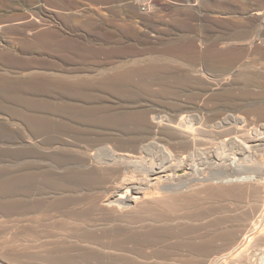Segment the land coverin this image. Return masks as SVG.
Returning <instances> with one entry per match:
<instances>
[{
  "label": "bare ground",
  "instance_id": "bare-ground-1",
  "mask_svg": "<svg viewBox=\"0 0 264 264\" xmlns=\"http://www.w3.org/2000/svg\"><path fill=\"white\" fill-rule=\"evenodd\" d=\"M43 1L44 4L37 6L32 5V7L26 9V11L34 12L35 8L40 10L44 6L51 7L50 4L52 1L56 0ZM206 1V15L202 19H198L191 11L184 10L179 13V15L183 17V25H186L184 29H189L192 24L191 22H195L199 25L202 24L200 27L203 26L206 32L205 35H207L205 41L197 42V40L196 42L184 45H169L171 41L165 43L162 36L166 35L169 29L163 30V27H159L157 30L160 25L155 21L154 7L151 8L147 0H136L126 4L128 9L127 14L128 17L134 21L136 25L134 26L132 23L134 28L139 26L140 29H144V31L138 29L140 33L136 31L139 36H137L135 40L138 41V45H144V47L149 48L148 50L143 51L140 47H137V45H125L124 40H119L121 46L111 45L107 50L102 51L100 48V51H92V61L89 63V65L91 64L92 66L90 68L69 70L68 67V70L63 71L61 70L62 68L60 69L64 72L60 73L63 77L72 79L74 80L73 82L78 80L77 83H72L73 86H71L76 96L84 98L85 94H83V89H86L85 86H88L87 83L89 84V82H82L81 79H96L95 81L98 80L96 86L94 80V82L90 81L91 84L94 83L96 89L99 88L101 89L100 91L105 90V93L108 91V94L113 93L118 95L119 98L124 84L130 83L131 80L135 78H141L143 74L150 77L153 76L158 80L160 76L168 72V65L166 69V67L163 65L161 66L160 63L164 64L173 60H177L178 62L182 57L186 58L187 61L190 60L188 61L189 63H193V66L190 67L192 69L188 72L189 79L196 84H206L207 91L203 94V97L200 96L201 98L198 99L199 101L195 99V102L193 100V102L197 103H192L197 109L195 110L197 114L194 113L196 115L193 117L190 116V118L187 119H182L183 117L180 119L178 116V118H175L172 115H163L162 112L155 111L147 106L145 109L142 105L143 109H141V105H135V103L125 104L114 102V106H112L110 105L112 101L109 103L110 101L107 102V100H105L107 102L106 104L96 105L89 101L91 98L88 100L82 98V100L79 97L81 100L78 98V100L59 99L49 101L25 96V91L27 92L31 86L36 85L33 83L34 81L39 80L36 76L39 68H36L35 65L40 66L41 64H38V61H31V63H29L27 59L20 60L13 51L18 44L16 41L20 40L21 43H19L18 46L28 49L30 47L48 46L46 42L48 44L51 43L50 45L53 43L58 47L60 46V40H58L60 35L57 30H45L43 28L44 25H35L32 23L24 24V22L21 24L22 20L28 17H23L17 12H24V10L20 9L14 0H0V134L2 136H10L11 139L2 141V147H0L1 149L3 148V150L6 147L12 148V151L17 152L18 158L21 157L23 152L25 158L29 160L30 163L31 161L37 163L36 166L32 164L27 167H22L18 164L15 169L11 171L8 169L9 172L7 169H0V212L13 214L14 217H16L14 219L15 221L12 220V222H10H15L17 225H20L18 227H12V225L6 227L8 226L6 222V226L4 227L2 226L4 221L0 223V264H90L93 263L90 261L93 254H91L90 250L94 251L95 249L97 250H95L97 254H103L105 258L102 257L106 261L105 264L111 261L110 264L113 262H117V264H201L199 262H201L203 258L205 259L206 257L208 258L214 255V251L215 249L217 250L219 243L222 244V247L224 246L227 248L228 254L226 255H228L229 258L235 255V251L238 252L240 249L239 245H246V251V248H248V250L250 247L254 248L255 245L252 244L255 243L258 248H261L256 249L259 252L253 255L257 260L259 259L258 261H260V264L264 263V223H262L263 227H261V225H256V228L258 226L260 231H258V229L256 230V228L253 229L254 225H250L249 223L253 219L254 212H251L253 216L250 215L252 218L250 222H247L248 219H244L242 215H240L246 220L243 222L247 223V228L248 225L249 227L252 226V228L250 227L246 230V233L252 230L253 232H250L252 234L249 233V235L252 237V235L256 234L252 238L254 241L253 243L246 244L247 241L250 240L248 233L247 235L243 234V236L246 235L244 238L247 236L249 237L248 240H246V238L245 240H241L243 238L242 235V237L239 238L240 234H238L239 232L237 233L239 228H236L237 230L235 228L226 230L225 222L229 219H233L229 218L231 216H229V219L225 222L223 221L225 218H222L224 216H219V219L222 218L220 222L215 223L213 221H217L218 215L223 214L225 210L237 216V207L235 209L236 214H234L231 213V210H228L230 207H227L228 209L225 208L227 204L234 203L233 206L235 208L237 201L238 203L243 202L245 206L248 205L250 210H254L251 209V207L254 206L253 204L264 202V196H262L264 193V175L262 173L264 171V126L256 129L253 123H251L252 121L248 122L245 116L243 117V115H246V118L250 116V121L252 120L251 116H255L261 119L260 121H263L264 124V65L262 67L261 63L247 62V59L250 58L252 54L264 58V46L251 40L249 38L250 35L248 36V33L244 32L246 29L243 31L244 34L240 33L241 24L245 25L244 27L246 28L252 26L256 28L255 31L253 30L250 33L251 36L256 34L259 28L264 27V0H252L255 3V7L253 6V9L249 7L251 10L244 5H242V8H236L232 6V4L236 5L234 3L230 6L227 4L230 2H227L226 6L223 0ZM247 1H249L250 4L251 1ZM113 2L115 1L113 0ZM113 2H110V0H94L92 5L94 8H98L97 10L93 7V9H90L92 5H89L88 7L90 8L86 9L85 7V9L81 8L83 10L79 9L81 11L78 12V15L82 16L88 13L90 16H101L99 12H110V7ZM158 3L160 4H158L157 10H160L159 7L162 8L161 1ZM163 4L166 3L163 2ZM99 6L100 8L102 6V9H99ZM233 7L234 12L231 11ZM193 8L196 9L195 7ZM201 8L203 7L201 6ZM73 9L77 8L73 7ZM198 10L199 9L196 11ZM113 12L115 14L117 10ZM29 14L30 13H28V16ZM105 14L103 13V15ZM114 14L112 16H114ZM75 16L76 15H74V19H76ZM123 16L121 18H124ZM229 16L239 20V29L238 27L233 29L226 24ZM103 18L105 17L103 16ZM117 18L111 19L108 24H104L103 26L100 24L102 26H100V29L106 32L111 25L114 26L117 30L116 32L124 36V38L133 40V38L130 37L131 34L130 36L128 35L131 23L128 25L124 20ZM105 19L108 18L106 17ZM17 20H21V25L19 24L20 27L15 24ZM36 21L38 22V20ZM175 27L171 26V28ZM145 29L151 31L148 33ZM227 29L235 30L239 33H235L234 35L231 33V35H228ZM134 30H136V28ZM150 33L155 34L156 37L153 35L155 40L151 38ZM201 33L202 32L199 34L202 36L203 33ZM16 35L22 37L15 38ZM96 35L99 36L98 33ZM200 35L198 36L200 37ZM201 38L199 40H201ZM164 40L166 41L165 38ZM117 41L116 43L118 44ZM60 43H63L67 48L68 46H74L69 44L68 41H66V44L65 41H60ZM262 43L264 44V40ZM64 45L63 47H65ZM79 49H77L79 52L84 51L83 48L79 47ZM86 49L88 48H85V50ZM87 52L88 50L86 52L84 51V53ZM76 53L77 51L75 55L78 54ZM87 58L90 57L87 55ZM178 58L180 59L178 60ZM251 61H253V59H251ZM157 63L159 64L157 65ZM262 64H264V62ZM186 65H188L187 62ZM55 67L57 68L56 65ZM139 67L141 68L139 69ZM43 69L48 70L44 67ZM57 73V71H54L52 74H56L57 76ZM10 76L14 77L12 82L6 78ZM164 77L166 78L165 75L162 78ZM184 77L186 78V74ZM173 78L174 77L171 78L172 81ZM151 79L150 82L154 83L153 87L155 86L156 88H154L158 90V92L153 91L155 89H149V85H151L149 84L150 82L146 83L144 81L145 84L143 81H137L135 79L133 81H135V83L136 81L138 82L136 84L138 88L134 84L133 86L137 89L146 90V92L150 90L149 93H151V95L157 92L159 96L161 92L163 100L170 99V97L166 95H168L170 87L175 86L172 85V81L169 87V85L165 84L161 79L157 82H153ZM242 79H245V81L248 79L249 83L251 80L253 82L250 83L252 84L251 87L258 89L260 92L251 93V96H247L245 95L246 93L244 94L241 92L242 94L239 95V97H241L236 98V93H234L236 91L235 87H237L236 82ZM181 81L184 83V80L181 79ZM213 81L215 83H213ZM178 82L182 85L180 81H176V84ZM186 82L187 81H185V83ZM92 87L89 89L91 90L94 88ZM192 87L191 85V88ZM196 87L198 86H195V88ZM33 88H36V86ZM126 90L127 92L129 91V89ZM173 92L175 91L173 90ZM23 93L25 94L23 95ZM149 93L147 92L146 94ZM115 97L116 96H114V98ZM161 101L158 102H160V104L164 103L170 105V102ZM183 102L182 100V103ZM194 105L193 109H195ZM168 108L169 106L166 109ZM170 109L169 110L172 111L174 108L172 107ZM211 109H219V114L214 112L218 114L217 118H213L212 116L208 119L204 118L207 111ZM203 111L206 113L203 114ZM239 112L243 115H237ZM212 113L211 115H213ZM215 116L214 114V117ZM210 118H212V120ZM216 119L219 120L217 121ZM88 122L106 130L112 146L109 144V146L107 145L108 147H104L97 151L95 150L96 153L92 155H86L84 153L83 155L86 156L77 157L75 162L76 168H72L74 169V172L72 170V174L63 173L65 175H61L53 172L54 169L51 168L53 165L52 163L55 162V164H60L62 157L65 155L63 154L65 150L61 148V143H59L61 142V139L59 141L61 133L70 129L75 130V128L79 126L83 127L85 123H87V126ZM211 122H214V124H210ZM263 124H261V126ZM83 129L81 128V130ZM73 130L70 132H74ZM68 137L65 138L67 139ZM153 137L154 139H152ZM71 138L73 139L72 136ZM75 138H77V140L80 139L76 136ZM156 138L158 140H155ZM147 140H152L153 142L148 145H143V142ZM63 141L65 140L63 139ZM87 141H89V139ZM210 141L212 143L215 142L214 145L208 143ZM67 142L68 144L65 145L71 146V143H69L70 141ZM82 142H84V140ZM207 144H212L213 147L206 149L207 147L205 148L204 146ZM72 146L74 147V143ZM64 148H66V146ZM75 148L77 149L78 147L75 145ZM73 150L74 148L72 151ZM74 152H76V150H74ZM68 159L67 157V163L69 164ZM11 163H13V161ZM14 163L17 165L16 162ZM48 163L51 164L47 165ZM72 163L74 162L72 161ZM58 164L55 166H58ZM70 167H72V165H70ZM58 169H60L59 166ZM80 178L88 182L98 184L105 183V185H103L99 192H97V190H99L100 187H94V190L96 188L97 190L94 194L90 192L93 194L92 196L86 197L84 193L85 199L81 200L83 198L82 196L80 199L78 198L81 200L79 202L73 204L70 200V204L72 202L73 205L71 207L68 203L70 207L68 206V208H66V203L71 197L65 200L68 197L64 198L63 194H65V192L62 191V189L64 190L67 187L65 188L63 185L71 182L74 183ZM44 180L47 181L48 186L51 184L55 189V192H52L54 189L52 191L48 190L49 193H53L52 201H50L51 203L48 202L50 204L46 205L49 206V208L44 206V202L42 206L46 207L45 209L48 208V210L44 211L43 209V211L48 212L49 216L41 212L42 210L40 209L42 208L38 209L32 204L30 201L31 199H28L30 196L28 194L31 193H27L28 185H32L35 181L42 183ZM88 184L90 185V183ZM37 186L39 187V185ZM83 187L84 186H82V188ZM87 187H90V189L92 188L91 186ZM68 188V190L73 189L71 186ZM82 188H80V190ZM76 189L75 187L74 190L76 191ZM83 189H85V187ZM90 189L88 190L91 191ZM80 190L78 189L77 191ZM44 193H47V190ZM37 195L39 197V194ZM73 195L77 196L76 193ZM86 195H89L88 191ZM75 199V201H77L76 197ZM35 200H37V198ZM32 201L34 200L32 199ZM221 204H225L224 209L221 208L220 210H216L219 209L216 208V206L219 207ZM242 204H240V206L238 205V207L242 208ZM40 205L37 206L39 207ZM210 207H215L216 209L209 211ZM234 208H232V211ZM258 208L256 205L255 209ZM250 210H248V213H250ZM239 211V213H241L242 210L240 209ZM246 211L245 209L242 213ZM248 213L246 212V215H249ZM50 214L52 220L56 218L53 220L54 222L48 224L49 227H41L39 225L40 222L42 223L45 218V221H47L48 217L50 218ZM233 215L232 217H234ZM215 216L217 218L213 219ZM14 217L12 216V218ZM211 217L212 219L210 221ZM238 217L239 216H237V218ZM262 217L260 219H262ZM9 218H11V216ZM49 220L51 219H48V221ZM52 220L50 222H52ZM238 220L241 219L239 218L234 221L237 222ZM254 220L256 221L257 218L255 217ZM45 221L43 222V226ZM234 221L232 220V223L229 222V225H233ZM99 222H102V224ZM209 222L212 223L211 226L207 224ZM254 223L256 224V222H251V224ZM31 224H37L39 227L32 226ZM236 224H238V222ZM100 227H109L110 230H105L107 228L102 229ZM178 227H188L187 229H189V227H201V230L203 227L204 229L215 227L216 230L220 227L222 230L223 227L225 230H218V232H216L215 229L209 228L210 230L207 233L204 230L206 234L200 231L203 235H200L197 231L199 233L196 232L199 235L198 237L196 234V237H194V239L191 238L192 240L186 245L182 244V240L181 242L178 240L181 244V248L179 246V248L173 249L171 247L173 246L172 242L170 241V244H168V242L178 235ZM240 228L241 231L243 228ZM261 228L263 230H261ZM193 229L195 230L197 228ZM189 231L191 233L193 232L192 230ZM188 232H186L187 235ZM179 237H177V239H180ZM188 237L186 238L187 240ZM187 240L184 241L187 243ZM242 241H246V243H241ZM161 243L165 244L163 250L158 252H153L154 250L152 252L147 251L154 245L158 246L160 244L162 247ZM173 243L175 244L176 242L173 241ZM166 244L170 247H167ZM83 246H85L84 253L82 251L84 249ZM243 246L242 249L244 248ZM237 248L239 249L236 250ZM252 250L254 251V249ZM155 251H157V249H155ZM225 251L223 250L222 252ZM240 251L242 252L243 250ZM177 252L179 254L181 252L179 258H175V256L178 255ZM250 252L252 251L250 250ZM238 254L236 253L237 256L231 259H234V261L239 264H257L251 261V257L249 258V256H252V253L247 254L249 256L242 253ZM221 256H215V264L221 262ZM210 260V264H214L211 258ZM219 260L220 262H217ZM204 261H202L203 264H206Z\"/></svg>",
  "mask_w": 264,
  "mask_h": 264
},
{
  "label": "rangeland",
  "instance_id": "rangeland-1",
  "mask_svg": "<svg viewBox=\"0 0 264 264\" xmlns=\"http://www.w3.org/2000/svg\"><path fill=\"white\" fill-rule=\"evenodd\" d=\"M14 1H16V3L18 4V6H19V8L20 9H22V10H24V12H20V11H18L17 13H19V14H21L23 17L24 16H26V17H28L27 19H24V20H22V23H21V20L19 21V20H17V21H15V24L17 25V26H19L20 27V25L21 24H23V22H24V24L25 23H32V24H35V25H44L43 26V28L45 29V30H47V29H53V30H57L58 32H59V35H60V37H59V39L58 40H60L61 42H64L65 41V44H66V41H68L69 42V44H72V45H74V46H68V48L63 44V43H60V41H59V45L60 46H58V47H56V45L55 44H53L52 43V45H50L51 43H47L46 42V44L48 45V46H38V47H30L29 49L28 48H22L21 46H18V44L19 43H21L20 42V40H18V41H16V43L18 42V44H17V46H16V48H15V50L13 49V51L15 52H12V53H14V54H16L19 58H20V60H25V59H27V62H29V63H31V61L33 62V61H35V62H37L38 61V64H41L40 66H36L35 65V67L36 68H39L36 72H37V74H36V76L38 77L37 79H39V80H36V81H34L33 83L34 84H36L35 86H36V88H33V87H35L34 85L33 86H31V88L26 92L25 91V93H23V95L25 94V96H29V97H35V98H37V99H39V100H49V101H52V100H59V99H62V100H78V98L80 97L81 98V96H76L74 93V91L71 89V86H73L72 85V83H77V81L78 80H75V82H73L74 80H72V79H68V78H65V77H63L60 73H64V72H62L63 70H81V69H87V68H90L92 65L90 64L89 65V63H91V61H92V51L93 52H97V51H100L101 49H102V51L103 50H107V49H109L110 47L109 46H111V45H113V46H116V45H118V46H121V44H119V40H121V41H125V45H130V46H134V45H137V47H140L141 48V50H143V51H145V50H148L149 48H147V47H144V45H138V41L137 40H135V38L137 37V36H139V34H138V32L140 33V31H138V29H140L139 28V26H137V27H135L136 28V30H134L135 28H134V26H136L135 24H134V21L133 20H131V18H129L128 17V9H127V6H126V4H128L129 2H131V1H136V0H114L115 2H113V0H110V2L112 1L113 3L111 4L112 6L110 7V12L109 13H107V12H99V14L101 15V16H90L88 13H85L84 15H82V16H80V15H78V12L79 11H81V10H83V9H85V7H86V9L87 8H90V7H88L89 5L91 6L92 5V2H94V0H56V1H52V3L50 4L51 5V7H43V8H41L40 10L38 9V8H35L34 9V12H27L26 11V9H28V8H31L32 7V5L33 6H37V5H40V4H44V1L43 0H14ZM22 1V2H21ZM50 1V2H51ZM146 1V0H145ZM161 1V6H162V8H160L159 7V9L160 10H157L158 9V4H160V3H158V2H160ZM169 1V2H168ZM225 1V5H226V3L227 2H230V3H227L228 5H230L231 6V4L232 3H234V4H236V5H233L232 4V6H234V7H236V8H242V5H244L245 7H247L249 10H251V9H253V6L255 5V3H254V1H252V0H250L251 2H253V3H251L250 2V4H249V1H247V0H223V2ZM28 2V3H27ZM32 2V3H31ZM55 2V3H54ZM157 2V3H156ZM163 2H165L166 4H163ZM118 3V4H117ZM147 3H149L150 4V6H151V8L152 7H154L153 8V11H154V14H155V21H157V24H159L160 26H158V28H157V30L159 29V27L161 28V27H163L162 29L163 30H167V29H169V33L167 32V34L166 35H163L162 37H163V41L166 43H169V41H171L170 43H169V45L170 44H172V45H174V44H179V45H184V44H187V43H191V42H196L197 40V42H199V41H205L206 40V38H207V35H205L206 34V32H205V30H204V28H203V26H201L200 27V25H202V24H196L195 22H191L192 24H191V26L189 27V29L187 28V29H184L185 27H186V25L184 24L183 25V23H182V20H183V17L182 16H180L179 15V13L180 12H182V11H184V10H186V11H191L192 13H194L195 15H196V17L198 18V19H202V18H204V16L206 15V8H207V1L206 0H176V1H174V0H147ZM174 3V4H173ZM196 5H195V4ZM81 4V5H80ZM116 4H117V6H116ZM121 6H120V5ZM189 4V5H188ZM248 4V5H247ZM69 7H68V6ZM115 7H114V6ZM239 7H238V6ZM23 6V7H22ZM72 8H71V7ZM79 6V7H78ZM189 6H190V8H189ZM198 6V7H197ZM201 6L203 7V8H201ZM227 6V5H226ZM243 6V7H244ZM54 7V8H53ZM73 7L74 8H77V9H73ZM94 8V6L92 5L91 6V8L90 9H93ZM98 7V6H97ZM113 7V8H112ZM168 7V8H167ZM193 7H195L196 9H194ZM206 7V8H205ZM234 7H233V10H231L232 12H234ZM251 9H250V8ZM255 7V6H254ZM67 8V9H66ZM81 8H83V9H81ZM104 8V7H103ZM113 10H112V9ZM166 8V9H165ZM50 9V10H49ZM68 9H69V11H68ZM79 9H81V10H79ZM94 9H98V8H94ZM99 9H102V6H101V8H100V6H99ZM125 9H127V10H125ZM164 11H163V10ZM176 9V10H175ZM197 9H199L198 11H196ZM203 9V10H202ZM70 10H72V11H70ZM78 10V11H77ZM115 10H117V12H115V14H114V12L113 11H115ZM124 10V11H123ZM157 10V11H156ZM162 10V11H161ZM194 10V11H193ZM54 11V12H53ZM74 11V12H73ZM170 13H169V12ZM175 13H174V12ZM196 11V12H195ZM231 11H229V12H231ZM35 12H37V13H35ZM61 12V13H60ZM69 12V13H68ZM28 13H30L29 14V16H28ZM103 13L105 14V15H103ZM112 13V14H111ZM121 13H122V16L123 15H125V16H123L124 18H121L122 16H121ZM228 13V12H227ZM33 14V15H32ZM67 14H69V15H67ZM110 14V15H109ZM114 14V16H112ZM116 14H117V16H118V18H117V16H116ZM161 14V15H160ZM202 14V15H201ZM231 14V13H230ZM30 15H32V16H30ZM71 15V16H70ZM73 15V16H72ZM74 15H76L75 16V18L76 19H74ZM174 15H175V17H174ZM179 15V16H178ZM234 15V14H233ZM103 16L106 18H108V19H105V18H103ZM116 16V17H115ZM159 18H157V17ZM161 16V17H160ZM33 17V18H32ZM37 17V18H36ZM78 17V18H77ZM80 17V18H79ZM125 17H126V19H125ZM230 17V16H229ZM227 18V21H226V24L227 25H229L231 28H233V29H236L237 27H238V29L240 28V23H239V20L238 19H234V18ZM86 18V19H85ZM102 18V19H101ZM115 18H117V19H121V20H124L125 22H126V24L128 23V25L130 24L131 26L129 27L130 28V30H129V36H130V34H131V36L130 37H132L133 38V40H127L126 38H124V36H122V35H120L119 33H117L116 31V28H114V26H111L110 25V27L108 28V30L106 31V32H104L103 30H101L100 29V26L102 25H104V24H108V22L112 19H115ZM129 18V19H128ZM166 18V19H165ZM40 19V20H39ZM159 21H158V20ZM161 19H162V21H163V19H164V23L161 21ZM177 19V20H176ZM31 20V21H30ZM36 20H38V22L36 21ZM43 20V21H42ZM82 20H84V21H82ZM107 20V21H106ZM30 21V22H29ZM132 21V22H131ZM161 21V22H160ZM168 21H170V22H168ZM173 21V22H172ZM96 22V23H95ZM171 22H172V24H171ZM231 22V23H230ZM21 23V24H20ZM95 23V24H94ZM103 23V24H102ZM132 23H133V25L134 26H132ZM178 23V24H177ZM20 24V25H19ZM101 24V25H100ZM162 24V25H161ZM175 24V25H174ZM47 25V26H46ZM235 27H234V26ZM101 26V27H102ZM165 26V27H164ZM171 26H176L175 28H171ZM199 26V27H198ZM245 25H243V24H241V31H240V33H242V34H244V32H246V33H248V36L250 35V39L251 40H253L254 42H256V43H260V45H263L264 46V44L262 43V41L264 40V27H261V28H259V31H257L256 32V34H253L252 36H251V32L254 30H256V28L254 27V26H252V27H248V28H246V27H244ZM178 27H181V28H178ZM93 28V29H92ZM250 28V29H249ZM110 29V30H109ZM114 29V30H113ZM197 29H199V30H197ZM243 29V30H242ZM248 31H246V30ZM87 30V31H86ZM133 30V31H132ZM140 30H142V31H144V29L143 28H141ZM147 29H145V31H146ZM181 30V31H180ZM202 30H204V31H202ZM245 30V31H244ZM115 31V32H114ZM136 31H138V32H136ZM148 31V33L151 31V30H147ZM244 31V32H243ZM92 34H91V33ZM110 32H114V33H110ZM200 32H202L201 34H202V36L199 34ZM88 33V34H87ZM99 34V36L98 35H96V34ZM104 33H105V35H104ZM231 33H232V35H234L235 33H239L238 31H235V30H230V29H227V34L229 35H231ZM94 34V35H93ZM101 34V35H100ZM108 34V35H107ZM109 35H110V37H109ZM114 35V36H113ZM133 35V36H132ZM153 35L155 36V34L154 33H150V36H151V38L152 39H154V37H153ZM172 35V36H171ZM198 35H200V37L198 36ZM196 36H197V38H196ZM20 37H22V36H20V35H16V37L15 38H20ZM98 37V38H97ZM105 37V38H104ZM109 37V38H108ZM156 37V36H155ZM202 37V38H201ZM120 38V39H119ZM164 38L166 39V41L164 40ZM201 38V40H199ZM62 39V40H61ZM108 39V40H107ZM64 40V41H63ZM107 40V41H106ZM111 40V41H110ZM113 40V41H112ZM118 40V41H117ZM155 40V39H154ZM182 40V41H181ZM112 43H110V42ZM116 41L118 42V44L116 43ZM128 41V42H127ZM134 42V43H133ZM136 42V43H135ZM173 42V43H172ZM38 43V42H37ZM154 44H156V43H154ZM52 47H50V46ZM55 47H54V46ZM63 45L66 47V49H65V47H63ZM107 45V46H106ZM128 45V46H129ZM75 46H77V47H75ZM40 47H42V48H40ZM46 47H47V49H46ZM49 47V48H48ZM54 47V48H53ZM69 47H70V49H69ZM73 47H75V48H73ZM79 47L80 48H83V50L86 52L87 50H88V52L87 53H84V51H80L79 52V50H81V49H79ZM85 48H88V49H86L85 50ZM101 48V49H100ZM140 48H139V50H140ZM77 49H79V50H77ZM91 50V51H90ZM42 51V52H41ZM77 51V53L79 54H77V55H75V52ZM142 52V51H141ZM21 54V55H20ZM87 55L90 57V58H87ZM63 56H65V57H63ZM84 56H86V57H84ZM252 56V57H251ZM250 56V58H248L247 59V62L248 63H252V62H256V63H261V66L263 67V65L264 64H262L263 62H264V58H261V57H258V55H251ZM256 56V57H255ZM67 57V58H66ZM78 57V58H77ZM254 57V58H253ZM64 58H65V60H64ZM255 58H257V59H255ZM68 59V60H67ZM180 58H178V60H179ZM183 59V60H182ZM251 59H253V61H251ZM42 60H43V62H42ZM67 60V61H66ZM182 60V61H181ZM250 62H249V61ZM48 61H50V62H48ZM64 61V62H63ZM173 61H174V63H173ZM173 61H168V62H170V63H164V64H161L160 63V65L162 66H165L166 67V69H167V65H168V72L167 73H164L162 76H160L159 78H158V80H160L164 75L166 76V78H165V80H164V78H162L161 79V81H164L165 82V84H168L169 85V87L171 86L170 85V83H171V78L172 77H174L173 78V81H172V85H175V86H171L170 87V90H169V92H168V95H166L167 97H170V99H164L163 100V95L161 94V92H160V94H159V96H158V90H156L154 87H153V84L154 83H152V82H150V79L151 78H153V79H151V81H155V82H157L158 80H156L155 79V77H153V76H146V75H142L141 76V78H135L137 81H143V83H148V82H150L149 84H151V85H149V84H147V85H149V89L151 90H153V89H155V90H153V91H157V92H152L153 94L151 95V93H149L150 92V90H147V92L149 93V94H146L147 92H146V90H142V89H137L138 87L136 86V84L138 83L137 81H136V83H135V81H133V80H135V79H133V80H131V82L129 83H126V84H124V86H123V88H122V93L119 95V98H118V95H115V94H113V93H111V94H108L109 92L107 91L106 93H105V90H103V91H100L101 89H99V88H97L96 89V84H97V81H95L96 79H90V80H86V79H81L82 80V82H89V84L87 83V85L88 86H85L86 87V89L84 88L83 89V94H85V97L83 98V99H89V98H91V99H89V101L90 102H92L93 104H96V105H104V104H106L108 101H110L109 103H111V101H112V103L110 104V105H112V106H114V102H119V103H125V104H127V103H135V105H141L140 107H141V109H143V107H142V105L144 106V108L146 109L147 107H150V108H152L153 110H155V111H160V112H162V114L163 115H172L173 117H175V118H182V119H187V118H190V116L191 117H193L194 115H196L197 114V111H195V110H197L196 109V107H195V105L194 104H192V103H195L196 102V100L197 101H199L198 99L199 98H201V97H203V94L207 91V85L206 84H196V83H194L193 81H191L190 79H189V77H188V72H189V70L190 69H192V68H190L191 66H193V63H189L188 61H190V60H188L187 61V59L186 58H181L180 59V61H178L177 62V60L175 61V60H173ZM68 62V63H67ZM80 62V63H79ZM186 62L188 63V65H186ZM85 63V64H84ZM142 63V62H141ZM163 63V62H162ZM181 63V64H180ZM81 64V65H80ZM159 63H157V65H158ZM177 64H180V65H177ZM189 64H192V65H189ZM34 65V64H33ZM55 65L57 66V68L55 67ZM172 68H171V67ZM180 66V67H179ZM188 66H189V68H188ZM43 67L44 68H46V69H48V70H45V69H43ZM55 69H54V68ZM69 67V68H68ZM62 68V69H61ZM68 68V69H67ZM136 68H138V67H136ZM141 67H139V69H140ZM62 71H61V70ZM181 69V70H180ZM179 70V71H178ZM42 71H44V72H42ZM54 71H57L58 73V75L56 76V74L55 75H53L52 73L54 72ZM170 71V72H169ZM175 71V72H174ZM172 72H174V73H172ZM51 73V74H50ZM181 74V75H180ZM186 74V78L184 77V75ZM5 75V74H4ZM60 75V76H59ZM44 76V77H43ZM46 76V77H45ZM55 76V77H54ZM144 76H146V77H144ZM49 77V78H48ZM149 77V78H148ZM175 77H176V79H175ZM179 77H181V78H179ZM188 77V78H187ZM9 81H13V79H14V77H12V76H10V77H6ZM169 78V79H168ZM42 79V80H41ZM51 79H52V81H51ZM139 79V80H138ZM147 79V80H146ZM181 79L182 80H184L183 82L184 83H182V81H181ZM187 79V80H186ZM248 79H250V78H248ZM246 80L245 81V79H242V80H239L238 82H236V86L237 87H235L236 88V91L234 92V93H236V98H240L239 97V95H241L242 93H246L245 95H247V96H251V93L253 94V93H258V92H260V91H258V89H254V88H252L251 87V85L252 84H250L252 81L250 80V83L248 82L249 80ZM45 80V81H44ZM50 80V81H49ZM72 80V81H71ZM80 80V81H81ZM95 82H94V81ZM71 83H70V82ZM79 81V82H80ZM90 81L91 82H94L95 83V86H94V83L93 84H91L90 83ZM145 81V82H144ZM170 81V82H169ZM176 81H180L181 83H182V85L179 83H177L176 84ZM185 81H187L186 83H185ZM167 82V83H166ZM174 82V83H173ZM192 82V83H191ZM41 83V84H40ZM145 83V84H146ZM190 83V84H189ZM213 83H215L214 81H213ZM243 83V84H242ZM244 83H245V86H244ZM246 83H247V85H246ZM250 84V86H249V84ZM253 83V82H252ZM71 84V85H70ZM133 84L137 87H135V86H133ZM184 84V85H183ZM68 85V86H67ZM92 85H93V87H92ZM132 85V86H131ZM191 85L193 86L192 88H191ZM90 86V87H89ZM195 86H198V87H196L195 88ZM201 86V87H200ZM88 87V88H87ZM93 88V89H89V88ZM151 87V88H150ZM153 87V88H152ZM175 87H177V88H175ZM183 88V89H182ZM186 88V89H185ZM194 88V89H193ZM199 88V89H198ZM202 88V89H201ZM204 88H206V89H204ZM126 89H129V91L127 92V90ZM204 89V90H203ZM252 89H254V90H252ZM173 90L175 91V92H173ZM30 91H32V92H30ZM126 93H124V92ZM144 91V92H143ZM171 91V92H170ZM176 91H178V92H176ZM254 91V92H253ZM258 91V92H257ZM72 92V93H71ZM138 92V93H137ZM146 92V93H145ZM242 92V93H241ZM88 95H87V94ZM93 93V94H92ZM131 93V94H130ZM155 93H156V95H155ZM174 93V94H173ZM194 93V94H193ZM239 93V94H238ZM125 94V95H124ZM199 94V95H198ZM238 94V95H237ZM77 97H75V96ZM113 95V96H112ZM151 95V96H150ZM91 96H93V97H91ZM114 96H116L115 98H114ZM153 96V97H152ZM155 96V97H154ZM157 96V97H156ZM191 96H192V98H191ZM194 96V97H193ZM198 96V97H197ZM201 96V97H200ZM87 97V98H86ZM79 98V100H81ZM82 99V100H83ZM196 99V100H195ZM105 100H107V102L105 101ZM153 100V101H152ZM162 100V101H161ZM180 100V101H179ZM182 100L184 101L183 103H182ZM193 100L195 101V102H193ZM121 101V102H120ZM158 101H161V102H170V105H167V104H164V103H161L160 104V102H158ZM179 101V102H178ZM189 101V102H188ZM171 102H172V104H171ZM181 102V103H180ZM187 103V104H186ZM195 104H197V103H195ZM178 105V106H177ZM193 105H194V108L195 109H193ZM147 106V107H146ZM153 106V107H152ZM169 106V108L168 109H166L167 107ZM175 106H177V107H175ZM174 108V109H172V111H170L171 109L170 108ZM170 109V110H169ZM168 110H169V112H168ZM163 112H165V113H163ZM213 112V113H212ZM214 112H216V113H218L219 112V109H211V110H208L207 111V113L205 114L204 113V111H203V114H205V117L204 118H206V119H208L210 116H212L213 118H217V115L219 114H216V113H214ZM194 113H196V114H194ZM211 113L213 114V115H211ZM207 114H208V117H207ZM214 114L216 115L215 117H214ZM243 115L241 112H239V113H237V115ZM171 116V117H172ZM178 116V117H177ZM225 116V115H224ZM245 116V119L248 121V122H251V123H253V125L255 126V128L256 129H259V128H261V127H263L264 126V124H263V121H260L261 119H259V118H257V117H255V116H251V119L252 120H250L249 121V118H250V116H249V118H248V116H247V118H246V115H243V117ZM223 117V116H222ZM219 118V117H218ZM211 120H212V118H210ZM259 119V120H258ZM217 121L219 120V119H216ZM86 124L87 123H85V125H83V127L81 126H79L78 128H75V130H73V129H70V130H67V131H63L62 133H61V135H60V138H59V141H60V139H61V142H59V143H61V148L63 149V150H65V152L63 151V154H65L63 157H62V160H64V161H62L61 160V162H60V164H58V166H59V168L60 169H58V166H55V165H57V164H55V162L54 163H52L53 165H52V167L51 168H53V169H51V170H53V172H56V173H58V174H61V175H65V174H72L73 172H74V169L76 168L75 166V162H76V159H77V157H79V156H86V155H92L93 153H96V151L97 150H99V149H102V148H104V147H108L109 146V144L111 143V141L108 139L109 137V135H108V132L106 131V130H103L102 128H100L99 126H97V125H95V124H93V123H89L88 122V125L90 126H86ZM210 124H214V122L212 123H210ZM209 124V125H210ZM261 124H263L262 126H261ZM92 126V127H91ZM80 128V129H79ZM81 128L83 129V130H81ZM74 131V132H70V131ZM84 130H85V133H84ZM88 131V132H87ZM94 131V132H93ZM98 131V132H97ZM78 132V133H77ZM70 133V134H69ZM73 133H74V135H73ZM77 133V134H76ZM84 133V134H83ZM89 133V134H88ZM94 133V134H93ZM104 135H103V134ZM64 135H66V136H64ZM73 137V139H74V141H73V139L71 138V136ZM78 135V136H77ZM68 136H70V137H68ZM75 136L76 137H78V138H80V139H78L77 140V138H75ZM64 137V138H63ZM65 137H68L67 139L65 138ZM6 138V139H5ZM84 138V139H83ZM92 138V139H91ZM3 139V140H2ZM63 139L66 141V143H65V141H63ZM69 139H71V140H69ZM76 139V140H75ZM85 139H86V141H85ZM89 139V141H87ZM101 139H102V141H101ZM104 139H105V141H104ZM152 139H154V137L152 138ZM6 141V140H11L10 139V136L8 137V136H2L1 134H0V146L2 147V141ZM84 140V142H82V141ZM92 140V141H91ZM94 140H96V141H94ZM155 140H158L157 138L155 139ZM64 142V144H63V142ZM67 141H70L69 143H71V146H72V144L74 143V147L72 146H70V145H65V144H68V142ZM73 141V142H72ZM98 141V142H97ZM215 141V140H214ZM92 142H93V144H92ZM102 142V143H101ZM153 141L152 140H147L146 142L144 141L143 143V145H148V144H150V143H152ZM215 142H217V141H215ZM215 142H208V143H212L213 145H214V143ZM79 143V144H78ZM104 143V144H103ZM212 144H207L206 146H204L206 149H208V148H212L213 146H212ZM64 145V146H63ZM75 145H76V147H78L77 149H80V150H77L76 148H75ZM89 146V148H88V146ZM102 145H103V147H102ZM108 145V146H107ZM66 146V148H64ZM110 146H112L111 144H110ZM1 147H0V166L1 165H3V166H1V168L0 169H7V171H8V169H9V171H11V170H13V169H15L17 166H18V164H20L22 167H27V166H30V165H34V166H36L37 165V163L36 162H34V161H31V163L29 162V160H27L26 158H25V156H24V153L22 152V155H21V157L20 158H18V154H17V152L16 151H12L13 149L12 148H5L4 150H3V148L1 149ZM69 147V148H68ZM71 147V148H70ZM85 149H83V148ZM92 147V148H91ZM100 147V148H99ZM204 147H202V148H204ZM74 148V150H76V152H74V150L72 151V149ZM94 148V149H93ZM71 149V150H70ZM84 150V152H83V150ZM94 151H93V150ZM3 150V151H2ZM68 150H69V152H68ZM96 150V151H95ZM72 151V152H71ZM90 151V152H89ZM92 151V152H91ZM2 152V153H1ZM3 152H4V155H3ZM67 152H68V154H67ZM89 152V153H88ZM6 153V154H5ZM72 153V154H71ZM86 154V155H83V154ZM77 154H79V155H77ZM16 155H17V157H16ZM137 155V154H136ZM144 155V154H143ZM3 156V157H2ZM15 156V157H14ZM72 156H74V157H72ZM139 156V155H138ZM137 156V157H138ZM67 157L69 158L68 160V162H69V164L67 163ZM72 158V159H71ZM75 158V159H74ZM6 160V161H5ZM10 160V161H9ZM17 160H19V161H17ZM13 161V163H11ZM24 161V162H23ZM26 161V162H25ZM72 161L74 162V163H72ZM3 162V163H2ZM5 162H6V164H5ZM14 162H16V164L17 165H15V163ZM63 162V163H62ZM63 165H65L66 163V165L65 166H63ZM15 166H14V165ZM49 164H51V163H48L47 165H49ZM74 164V165H73ZM70 165H72V167H70ZM4 166H5V168H4ZM8 166H9V168H8ZM12 166V167H11ZM60 166H62V167H60ZM67 166V167H66ZM7 167V168H6ZM12 168V169H11ZM70 168V169H69ZM72 168H74V169H72ZM60 170H62V171H60ZM65 170H67V171H65ZM72 170H73V172H72ZM1 171V170H0ZM8 171V172H9ZM69 171V172H68ZM63 173H65V174H63ZM263 173V175H264V171L262 172ZM81 179L82 178H80V179H78L76 182H71V183H67V184H64L63 186L67 189H62V191H64L65 192V194H67V195H65V194H63L64 195V198H66V197H68V198H66L65 200H67V199H69L70 197V199L67 201V203H66V208H68V206L70 207V205H71V207H72V205L75 203V202H79V201H81V200H83V199H85V196L86 197H88V196H92L95 192H96V190H97V188L98 187H100L99 188V190H97V192H99L100 191V189L103 187V185H105V183H93V182H88V181H85L84 179H82V181H81ZM68 182H70L69 180H67ZM82 183H81V182ZM90 183V185L88 184V183ZM41 182H37V181H35V182H33L32 183V185L30 184V185H28L27 186V188H28V192L27 193H31V194H28V195H30L29 196V198L28 199H31L30 201L32 202V204L34 205V206H36L38 209H40V208H42V209H40V210H42L41 212L43 213V214H47L48 216H49V214H48V212H44V211H46V210H48V208H49V206H46V205H49L51 202L50 201H52V198H53V193H49V191L48 190H50V191H52L53 189H54V186H52L51 184H49V186H48V183H47V181H42V183L41 184H43V185H41L40 184ZM85 183H87V184H85ZM68 184H70V185H68ZM75 184H76V186H75ZM81 184H82V186H84L85 187V189H83L82 188V186H81ZM93 184H94V186H93ZM95 184H96V186H95ZM37 185H39V187L37 186ZM100 185V186H99ZM48 186V187H47ZM62 186V187H63ZM71 186V188H73L74 186L77 188L76 189V191L74 190V188L73 189H70V190H68L69 188L68 187H70ZM73 186V187H72ZM79 188H78V187ZM81 186V187H80ZM87 186H93L91 189H90V187H87ZM32 187V188H31ZM44 187V188H43ZM52 187V188H51ZM94 187H97L95 190H94ZM80 188H82L81 190H83V191H81L80 190ZM25 189H26V187H25ZM45 189V190H44ZM80 190V191H77V190ZM88 189H90L91 191H89ZM29 190H30V192H29ZM46 190H47V193H44V192H46ZM66 190V191H65ZM72 190V191H71ZM74 190V191H73ZM92 190H94V191H92ZM44 191V192H43ZM71 191V192H70ZM87 191H88V194L89 195H86V193H87ZM32 192H33V194H32ZM52 192H55V189L52 191ZM63 192V193H64ZM76 193L77 194V196L76 195H73L74 193ZM93 193V194H91V193ZM71 193V194H70ZM84 193H85V196H84ZM37 194H39V197H38V195ZM264 194V193H263ZM262 194V196H264ZM37 195V196H36ZM48 195H50V196H48ZM36 196V197H35ZM77 198V201H75L76 199H75V197ZM83 196V198L81 199V200H79L81 197ZM50 199H49V198ZM37 198V200H35V199ZM44 198V199H43ZM72 198H73V200H72ZM79 198V199H78ZM32 199L34 200V201H32ZM39 199H41V200H39ZM43 199V200H42ZM70 200L73 202V204H72V202H71V204H70ZM39 202V203H38ZM40 202H42V203H40ZM43 202L45 203V205L43 204ZM47 202V203H46ZM48 202H50V203H48ZM70 205H69V204ZM243 203V202H242ZM242 203H238V201L236 202V205H235V208H234V203L233 204H227V206L225 207V208H229L230 207V209H228V210H231V213H234V214H236L235 212H236V210H237V216H239L238 218H237V216L236 215H233V214H230L227 210H225L224 212H223V214H219L218 215V218L215 216V217H213V219H218L217 221L216 220H213L215 223H217V222H220V220L223 218H225V220H223L224 222L226 221V220H228L229 218H233V219H229L227 222H228V224H227V222H225V227H226V230L227 229H231V228H239V230H237V233L238 234H240V236H239V238L240 237H242L243 236V234H246L247 235V233H248V236L250 237V240H248L249 239V237L247 238V237H245L246 238V240H248L247 241V243H246V241H242L241 243H246V244H248V243H253L254 241H253V237L256 235H252V237L249 235V233L252 231V230H249V232L247 231V233H246V230L247 229H249L250 227L252 228V226H250L249 227V225H248V228H247V223L246 222H243V221H246V220H244L245 218L246 219H248L247 220V222H250V220H251V222L253 223V222H256V224L254 223V224H251V222L249 223L250 225H254L253 226V229L254 228H256V225H261V227H263L262 225V223H264V202L262 203V202H259L260 203V205H259V203L257 204H253L254 206H250L251 207V209H254V210H250V208L248 207V205H246L245 206V204H244V206H243V204ZM41 204V205H40ZM68 204V205H67ZM240 204H242L241 206H242V208L241 207H238V205L240 206ZM37 205H40L39 207L37 206ZM46 206V207H48L47 209H45L46 207H42V206ZM221 205H223V206H221ZM221 205H219V207L218 206H216V208H219V209H216L215 207H210L209 209V211H213L214 209H216V210H220L221 208L222 209H224V205L225 204H221ZM256 205H257V208L258 209H255L256 208ZM231 206H233V207H231ZM236 207H237V209H236ZM247 207V208H246ZM232 208H234V210L232 211ZM239 208V209H238ZM247 210L246 212L248 213V210H250L249 212L250 213H248L249 215H246V212H243L242 213V211L244 210L245 211V209ZM43 209H44V211H43ZM236 209V210H235ZM242 210L241 211V213H239L240 211L239 210ZM257 210V211H256ZM65 211V210H64ZM223 211V210H222ZM226 211H227V213H226ZM208 212V211H207ZM253 213V215H252V213ZM229 213V214H228ZM239 213V214H238ZM255 213H256V215H255ZM228 214V215H227ZM243 214H245V215H243ZM226 215V216H225ZM232 215L234 216V217H232ZM240 215H242V217L244 218H242ZM253 216L252 218H251V216ZM11 216V218H12V216L14 217V215L13 214H10V213H7V212H3L2 213V211L0 212V223H2L3 221H4V224L2 225V226H6L5 225V223L8 225V226H6V227H10L11 225H12V227H14V226H16V227H18V226H20V225H17L15 222H13V223H11L12 222V220H14L16 217H14V218H9ZM221 216H224V217H222L221 219H219ZM229 216H231V217H229ZM236 216V217H235ZM245 216V217H244ZM263 216V217H262ZM57 217V216H56ZM229 217V218H228ZM250 217V218H249ZM257 218V220H259V221H255L254 220V218ZM262 217V219H260ZM227 218V219H226ZM235 218H237V219H241V220H238L237 222H238V224H236L237 222H235L234 220H237V219H235ZM7 219V220H6ZM48 219H51L52 220V217H51V214H50V218L48 217ZM48 219H47V221H45L46 220V218H45V220H43L42 221V223L40 222V226L41 227H49V225L48 224H52L54 221L53 220H55L56 218H53V220H52V222H50L51 220H49L48 221ZM209 219V218H208ZM211 219H212V217L210 218V221H211ZM243 219V220H242ZM234 221L233 222V225L231 224V225H229V222L230 223H232L231 221ZM260 220H261V224H260ZM263 220V221H262ZM9 221V222H8ZM11 221V222H10ZM15 221V220H14ZM45 221V223L46 222H49V223H44V226H43V222ZM209 221V220H208ZM239 221H240V223H239ZM241 222H242V224H241ZM11 223V224H10ZM15 223V224H14ZM99 223H101L102 224V222H99ZM244 223V224H243ZM258 223V224H257ZM10 224V225H9ZM14 224V225H13ZM207 224H209L210 226H211V224L212 223H207ZM206 224V225H207ZM25 225V224H24ZM32 226H35V227H37L38 225L36 224H31ZM208 225V226H209ZM229 225V226H228ZM241 225H243V226H241ZM245 225V226H244ZM224 226V225H223ZM238 226V227H237ZM39 227V226H38ZM240 227H242L243 229L240 231ZM100 228H102V227H100ZM105 228H107V227H103L102 229H105ZM109 228V227H108ZM105 229V230H110V228L109 229ZM188 227H178L177 228V230H179V233H181V234H179L178 233V235L175 237V238H173V239H170L169 240V242H168V244H170V241L172 242V244H173V246H171L173 249L174 248H179V246H180V248H181V244H180V242H181V240H182V244L183 245H186V244H188L192 239H194V237H196V234L199 232L200 233V235L203 233V234H206L207 232H209V228H211V227H209V228H206V229H204V227H203V229L201 230V227L199 228V227H193V228H197V229H193L192 227H189V229H187ZM199 228V229H198ZM213 229H215V227H212ZM211 228V229H212ZM217 228V227H216ZM264 228V227H263ZM111 229H112V227H111ZM225 230V228H223L222 227V230ZM245 229V230H244ZM258 229V226H257V228H256V230ZM189 230H194L192 233L189 231ZM204 230L206 231V233L204 232ZM218 230H220V231H222L221 230V228L219 227V228H217V230L215 229V231L216 232H218ZM261 230H263L262 228H261ZM189 231V232H188ZM198 231V232H197ZM200 231H202V233L200 232ZM211 231H214V230H211ZM210 231V232H211ZM244 233H243V232ZM258 231H260V228L258 229ZM183 232V233H182ZM186 232H188V235H189V237H188V235H187V233ZM197 232V233H196ZM242 232V233H241ZM253 232V231H252ZM198 233V234H199ZM254 233H256V232H254ZM253 233V234H254ZM187 236H186V235ZM197 234V237L199 236ZM202 234V235H203ZM250 234H252V233H250ZM242 235V236H241ZM246 235H244V236H246ZM179 236H181V237H179ZM183 236V237H182ZM244 236H243V238L241 239V240H245V238H244ZM177 237H179L180 239H177ZM188 237V240L186 239ZM184 238V239H183ZM192 238V239H191ZM176 241H175V240ZM180 242H179V241ZM184 240H187V243H186V241H184ZM173 241L174 242H176L177 243V241H178V246H177V244L175 243H173ZM250 241V242H249ZM166 243V242H165ZM240 243V244H241ZM162 244V247L160 246V244L158 245V246H152L151 248H149V250H147V251H153V252H158V251H161V250H163L164 248H163V246H165V244L164 243H161ZM164 244V245H163ZM168 244H166V246L168 247L169 245ZM171 244V245H172ZM182 245V246H183ZM252 245H255V247L254 248H252V247H250V246H252ZM252 245H250L249 247L250 248H252V249H254V251L252 250V249H250L249 248V250H248V248H246L247 250V252L245 251V247H246V245H239L238 247L240 248H237L236 250H238V252H234L235 253V255H233V256H230L231 258H235V256H237L236 255V253L238 254V253H242V254H245V253H247V254H250V253H252V256H249V255H247V254H245V255H247V256H249V258L251 257L252 258V260L251 261H254L255 263H257V264H260V261H258L257 259H256V257L253 255L254 253H258L259 251L258 250H256V249H260L261 247H259L258 248V246L255 244V243H253ZM242 246L244 247L243 249H242ZM248 246V245H247ZM84 247V249L82 250L83 251V253H84V251H85V246H83ZM170 247V246H169ZM257 247V248H256ZM160 248H162V249H160ZM219 248H221V249H219ZM155 249H157V251H155ZM159 249V250H158ZM96 250V249H95ZM92 251V250H90L91 251V254H92V257H91V259H90V261H92L93 263H90V264H105V259H103V254L101 255V254H97V250L96 251ZM225 251V252H222V251ZM240 250H243L242 252L240 251ZM250 250L252 251V252H250ZM256 250V251H255ZM244 251H245V253H244ZM215 253H214V255H212V257H206L205 259H207V260H205L204 258L201 260V262H199V263H201V264H203V262L202 261H204V263H206V264H210L211 263V260H210V258L214 261L215 260V256H221L222 257V259H221V262H220V260L219 261H217V262H220V263H216V264H237L238 262H236V261H234V259L232 260L231 258H229V256L228 255H226V254H228V251H227V248L226 247H222V244H220L219 243V245H218V247H217V250L215 249V251H214ZM250 252V253H249ZM96 253V254H95ZM178 253V252H177ZM176 253V254H177ZM220 253H221V255H220ZM256 253V254H257ZM225 254V255H224ZM180 255H181V252H180V254L178 253V255H176L175 256V258H179L180 257ZM239 255V254H238ZM94 256V257H93ZM96 256V257H95ZM103 256V257H102ZM224 256V257H223ZM105 258V257H104ZM224 258V259H223ZM229 258V259H228ZM255 259V260H254ZM95 262H94V261ZM232 262H231V261ZM100 261V262H99ZM212 261V262H213ZM216 261V260H215ZM215 261H214V264H215ZM112 262V261H111ZM110 262V263H111ZM207 262H209V263H207ZM233 262H235V263H233ZM259 262V263H258ZM109 263V262H108ZM108 263H106V264H108ZM109 263V264H110ZM117 264V262H113L112 264ZM239 264V263H238ZM261 264H264V263H261Z\"/></svg>",
  "mask_w": 264,
  "mask_h": 264
}]
</instances>
